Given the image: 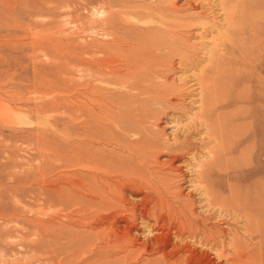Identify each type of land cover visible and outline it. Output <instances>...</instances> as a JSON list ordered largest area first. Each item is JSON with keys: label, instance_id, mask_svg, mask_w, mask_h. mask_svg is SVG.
Here are the masks:
<instances>
[{"label": "rangeland", "instance_id": "1", "mask_svg": "<svg viewBox=\"0 0 264 264\" xmlns=\"http://www.w3.org/2000/svg\"><path fill=\"white\" fill-rule=\"evenodd\" d=\"M222 1L0 0V264H166L149 193L264 264V0Z\"/></svg>", "mask_w": 264, "mask_h": 264}, {"label": "bare ground", "instance_id": "2", "mask_svg": "<svg viewBox=\"0 0 264 264\" xmlns=\"http://www.w3.org/2000/svg\"><path fill=\"white\" fill-rule=\"evenodd\" d=\"M224 1V0H223ZM222 1V2H223ZM226 1V0H225ZM222 4V3H221ZM219 5V4H218ZM222 8V7H221ZM228 10V9H226ZM230 12V10H229ZM227 14V13H226ZM230 15V14H227ZM223 16V15H222ZM223 21V20H222ZM225 23V22H224ZM236 24V23H235ZM230 25V24H229ZM226 27V26H225ZM229 27V26H228ZM216 30V29H215ZM218 38V37H217ZM224 41V39H223ZM216 46V45H215ZM198 75V74H197ZM232 76V75H231ZM152 87V86H151ZM200 87V86H199ZM202 99V98H200ZM214 99V98H213ZM200 102V101H199ZM203 102V101H202ZM201 102V103H202ZM199 105V104H198ZM203 108V107H202ZM201 109V108H200ZM202 110V109H201ZM243 110V109H242ZM241 110V111H242ZM200 111V110H199ZM203 111V110H202ZM201 111V112H202ZM208 112V111H207ZM206 112V113H207ZM125 113V112H124ZM127 113V112H126ZM197 114V113H196ZM204 114V113H203ZM199 115V114H198ZM201 116V115H200ZM208 116V115H207ZM196 118V117H195ZM198 119V118H196ZM188 120V119H187ZM201 120L198 119V121ZM205 122V121H204ZM203 123V121H202ZM195 124V123H194ZM199 124V123H198ZM207 124V123H206ZM196 126V125H194ZM200 126V124H199ZM189 127V126H188ZM195 128V127H194ZM99 129V128H98ZM208 129V127H207ZM189 131V130H188ZM210 131V130H209ZM206 132V131H205ZM95 133V132H94ZM189 133V132H188ZM154 134V133H153ZM176 134V132H175ZM208 135V133H206ZM205 135L206 138L207 135ZM177 135V134H176ZM211 135V134H210ZM95 136V135H94ZM180 136V135H179ZM93 137V136H92ZM159 138V137H158ZM215 138V137H214ZM211 138V139H214ZM93 139V138H92ZM100 139V138H99ZM107 141V140H106ZM177 141V140H176ZM175 141V142H176ZM171 142V141H170ZM216 142V141H215ZM156 143V142H155ZM164 143V142H163ZM138 144V143H137ZM216 144V143H215ZM206 145V144H205ZM214 145V144H213ZM136 146V145H135ZM212 146V145H211ZM210 146V147H211ZM215 146V145H214ZM213 146V147H214ZM226 146V145H225ZM224 146V147H225ZM134 148V147H133ZM150 148V147H149ZM216 149V148H215ZM223 149V148H222ZM180 150V148H179ZM214 150V149H213ZM178 151V150H177ZM209 152V151H208ZM225 152V151H224ZM211 153V151L209 152ZM150 155V154H149ZM172 155V154H170ZM173 156V155H172ZM171 156V157H172ZM214 156V155H213ZM174 157V156H173ZM170 158V157H169ZM183 158V156H182ZM216 158V157H215ZM219 159V158H218ZM215 159V160H218ZM175 160V159H173ZM184 161V160H183ZM202 161V160H201ZM205 161V160H204ZM169 162V161H168ZM96 163V162H94ZM173 163V161H172ZM176 163V162H175ZM201 164V162H200ZM203 164V163H202ZM217 164V163H216ZM175 165V164H174ZM198 165V164H197ZM100 166V165H99ZM103 166V165H102ZM196 166V164H195ZM194 166V167H195ZM176 167V165H175ZM178 167V166H177ZM191 167V166H190ZM221 167V166H220ZM202 170H200L199 172H197V177H198V182L201 184H199L200 186L203 187L204 192H206V188L204 186L205 183V179H204V171H203V166L201 167ZM207 168V166L205 167ZM204 168V169H205ZM197 169V168H196ZM218 169V168H217ZM105 170H107L105 168ZM178 170V169H177ZM210 170V169H208ZM207 170V171H208ZM180 170H178L179 172ZM222 171V170H221ZM174 172V171H173ZM209 172V171H208ZM123 173V172H122ZM121 173V174H122ZM125 173V172H124ZM176 173V172H175ZM206 173V172H205ZM195 174V173H194ZM136 175V174H135ZM128 176V175H127ZM134 177V176H133ZM136 177V176H135ZM146 179V178H145ZM141 180V179H140ZM197 180V178H196ZM192 181V180H191ZM194 181V180H193ZM196 182V181H195ZM193 183V182H192ZM197 183V182H196ZM208 184V183H206ZM210 186V185H209ZM145 187V186H144ZM201 187V188H202ZM200 188V189H201ZM126 189V188H125ZM210 189V187H209ZM143 190V189H142ZM142 190H140L142 192ZM148 190V189H147ZM137 191V190H136ZM139 191V190H138ZM210 191V190H209ZM208 192V191H207ZM206 192V193H207ZM144 193V192H142ZM203 193V191H202ZM201 193V194H202ZM211 192L208 193V196ZM185 195V194H184ZM203 195V194H202ZM206 195V194H205ZM144 196V195H143ZM212 196V194H211ZM124 197V196H123ZM143 198V197H142ZM141 198V199H142ZM209 198V197H208ZM210 199V198H209ZM115 200V199H114ZM207 200V199H206ZM185 201V200H184ZM162 201H157L156 198L153 196L152 193H149L148 195H145L143 202L142 203V207L143 210L145 211V213L147 215H152V216H156L155 222L151 223L153 225H151L152 229L154 230V236L151 237L150 243H145V244H140L139 246L141 248H143L144 250L147 251V248L149 249L148 253H154V254H158L165 262L166 264H221L223 261H221V259L227 261L226 263H231V264H257L256 262V257L255 254L253 253H249L247 252L246 248H247V244H241V242H239L236 239H232L231 241V247L232 250L228 253L225 254V247H224V242H225V235L223 233V231H219L215 226H212L211 224H207V226H204V222L203 220H193L189 217H187L186 215H182L180 214L181 212H177L176 210V206L173 205H163L161 203ZM120 203V202H119ZM141 203H138L139 205ZM210 203V202H209ZM168 204V203H167ZM208 204V203H207ZM213 205V202H212ZM220 205V204H218ZM217 205V206H218ZM215 206V205H214ZM221 206V205H220ZM239 206V204H238ZM140 207V208H142ZM219 207V206H218ZM249 207V206H248ZM252 208V207H251ZM250 208V209H251ZM213 210V209H211ZM232 210V209H231ZM240 210V209H239ZM245 210V209H244ZM243 210V211H244ZM196 211V210H195ZM248 211V210H247ZM183 212V211H182ZM225 212V211H224ZM223 212V213H224ZM242 212V211H240ZM250 212V211H248ZM197 213V212H196ZM245 213V212H244ZM254 213V212H253ZM251 213V214H253ZM157 214V215H156ZM211 214V213H210ZM209 214V215H210ZM219 214V213H218ZM144 215V214H143ZM208 215V216H209ZM121 216V215H120ZM123 216V215H122ZM146 216V215H144ZM218 216V215H217ZM240 216V215H239ZM254 216V215H253ZM127 217V216H126ZM193 217V216H192ZM197 217V216H196ZM195 217V218H196ZM255 217V216H254ZM122 218V217H121ZM147 218V217H146ZM250 218V217H249ZM213 219V218H212ZM238 219V218H237ZM255 219V218H254ZM123 220V219H121ZM161 222L160 225H158L159 221ZM239 220V219H238ZM257 220V218H256ZM129 221V220H128ZM151 221V220H150ZM153 221V220H152ZM209 221V220H208ZM221 221V220H220ZM252 221V220H251ZM119 222V221H118ZM214 222V221H213ZM218 222V221H216ZM133 223V221H132ZM243 223V222H242ZM245 223V222H244ZM259 223V222H257ZM227 224V223H225ZM224 224V225H225ZM246 224V223H245ZM128 225V224H127ZM133 225V224H132ZM220 225V224H219ZM224 225L222 224V227H224ZM251 225V224H250ZM113 226V225H112ZM134 226V225H133ZM146 226V225H145ZM234 226V225H233ZM232 226V227H233ZM136 227V226H135ZM147 227V226H146ZM227 227V225H226ZM231 227V228H232ZM258 227V226H257ZM110 228V226H109ZM228 228V227H227ZM229 227V230L231 229ZM234 228V227H233ZM248 228V227H247ZM251 228V226H250ZM236 229V228H235ZM225 230V229H223ZM234 230V229H233ZM258 230V229H257ZM243 231V230H242ZM153 232V231H152ZM229 232V231H228ZM246 232V230H245ZM248 232H250L248 230ZM255 232V231H254ZM107 233H110V237L113 238L114 242H118V243H123V244H127L131 242V237H130V233H131V226L129 225L128 228H125L123 230H119L117 228L112 229L111 231H107ZM231 233V232H230ZM233 233V232H232ZM253 233V232H252ZM250 234V233H249ZM228 235V234H227ZM239 235V234H237ZM253 235V234H252ZM152 236V235H151ZM230 236V235H229ZM232 236V235H231ZM250 236V235H249ZM228 237V236H227ZM186 238H193V239H197L198 242L200 244H203L205 246H208L207 248H209L208 251H211L214 249V251L216 252V256L218 259V261H213L210 259V257L207 255L206 252H198L197 248L195 249H191L192 247L188 246V243H184V241L186 242ZM150 239V237H149ZM256 239V238H254ZM253 239V240H254ZM245 240V239H244ZM252 240V239H250ZM259 240V239H258ZM188 241V240H187ZM228 241V240H226ZM257 241V240H256ZM149 242V241H148ZM194 242V241H193ZM254 243V242H253ZM256 243V242H255ZM114 244V243H113ZM134 244V243H133ZM132 243L130 245H133ZM187 244V246H186ZM195 244V243H194ZM198 244V243H197ZM112 245V244H111ZM129 245V244H128ZM129 245V246H130ZM136 245V244H135ZM185 245V246H184ZM191 245V244H190ZM257 245V244H256ZM255 247H258L256 246ZM263 245V244H262ZM138 246V247H139ZM226 246V245H225ZM254 246V245H252ZM251 246V247H252ZM131 247V246H130ZM196 247V244H195ZM194 247V248H195ZM229 246H227L228 249ZM206 248V249H207ZM250 248V247H248ZM142 249V250H143ZM199 249V248H198ZM202 249V248H201ZM205 249V251H206ZM211 249V250H210ZM260 249V247L258 248V250ZM263 249V248H262ZM254 250V249H252ZM255 253L257 250H254ZM253 251V252H254ZM213 252V251H212ZM211 252V253H212ZM252 252V251H251ZM261 252V251H260ZM210 253V252H209ZM258 253V252H257ZM148 255V254H147ZM153 255V254H152ZM264 255V254H263ZM262 255V256H263ZM258 256V255H256ZM216 258V259H217ZM263 263V262H262ZM225 264V263H224Z\"/></svg>", "mask_w": 264, "mask_h": 264}]
</instances>
